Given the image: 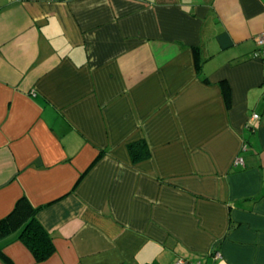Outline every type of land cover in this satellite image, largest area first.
I'll return each mask as SVG.
<instances>
[{"label": "crops", "instance_id": "crops-1", "mask_svg": "<svg viewBox=\"0 0 264 264\" xmlns=\"http://www.w3.org/2000/svg\"><path fill=\"white\" fill-rule=\"evenodd\" d=\"M262 32L264 0H0V219L26 196L55 252L0 250L264 264Z\"/></svg>", "mask_w": 264, "mask_h": 264}, {"label": "trees", "instance_id": "trees-1", "mask_svg": "<svg viewBox=\"0 0 264 264\" xmlns=\"http://www.w3.org/2000/svg\"><path fill=\"white\" fill-rule=\"evenodd\" d=\"M196 52L200 58V51L196 49ZM223 86L227 104L230 105V87L226 81ZM129 152L136 161L150 157V150L144 140L131 143ZM39 210L40 207L33 205L26 196L19 198L13 209L0 219V240L19 232V239L32 250L36 260L43 261L55 252V244L51 234L38 220ZM0 258L7 264H14L2 250H0Z\"/></svg>", "mask_w": 264, "mask_h": 264}, {"label": "built area", "instance_id": "built-area-1", "mask_svg": "<svg viewBox=\"0 0 264 264\" xmlns=\"http://www.w3.org/2000/svg\"><path fill=\"white\" fill-rule=\"evenodd\" d=\"M254 56L260 58L264 62V32L260 33L257 38V49ZM254 117L258 118L259 115L255 114ZM238 162H244L243 158H239ZM177 264H183V261H179Z\"/></svg>", "mask_w": 264, "mask_h": 264}]
</instances>
